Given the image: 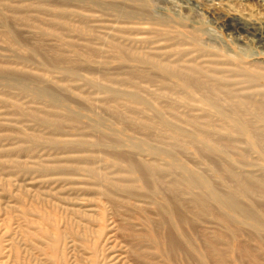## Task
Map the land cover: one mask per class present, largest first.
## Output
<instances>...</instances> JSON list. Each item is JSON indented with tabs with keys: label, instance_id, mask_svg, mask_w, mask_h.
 Returning <instances> with one entry per match:
<instances>
[{
	"label": "bare ground",
	"instance_id": "obj_1",
	"mask_svg": "<svg viewBox=\"0 0 264 264\" xmlns=\"http://www.w3.org/2000/svg\"><path fill=\"white\" fill-rule=\"evenodd\" d=\"M75 1L88 2L87 5L93 7L90 9L92 12L95 6L101 4L102 9L112 11L115 18L93 19L96 23L94 24L90 19L96 16L94 13L67 9L63 4L53 7L37 3L14 5L0 0V9L3 8L0 11V40L22 52V46L19 45L21 36L8 22L6 10L28 6L56 10L48 25L37 24L41 27V34H50L55 38L58 47H62L54 50L53 61L51 60L53 64H58L56 70L54 69L61 76L58 80L76 79L79 76L74 65H65L66 59L79 65H97L99 69V66H105L108 57L113 58L121 66L124 76H127L126 80L133 81L135 89H120L106 84V81L95 82L90 76L83 77L85 82L101 85L107 93L106 98L117 107L122 106L120 103L124 101L126 106L131 105L133 108H152L156 121L149 124H156L157 128L167 134L170 142L162 145L150 143L145 138L132 139L126 144L127 151L105 154L101 157L102 164L98 166L88 162L80 167L88 179L93 180L91 184L94 187L83 184L70 186L69 183H78V179L59 174L64 169H78V166L65 164L64 161H68L71 156L53 159L38 156V159L32 160L34 155H30L29 160H20L17 152H33L40 144L78 149L83 147V143L84 146L102 145L117 151L120 144L105 139L98 141L63 136L61 131L44 135L30 126H18V122H11L8 118L7 122H0L1 127L15 130L13 138L20 134V141L23 142V145L17 147L1 148L0 153L6 154L8 158L1 161L0 165L4 169L10 168L8 170L13 168L14 172L25 171L26 176L32 174L30 171L38 173L37 176L5 179L6 185H13H10L13 191L9 189L11 194L2 196L6 187L0 186V211L5 210L7 213L8 210H16L19 200L30 203L35 197L52 205L48 212L29 204L21 212V218L25 219L23 225L16 222L13 227L10 224V215L2 218L0 264H133L130 259L141 264H174L172 252L166 245L169 237L157 233L155 229L156 223L164 219L176 228L187 248L191 247V242L185 240L181 223L187 224L194 232L199 227H204L201 222L207 223L204 229L201 228L203 239L236 241L229 249L233 254L230 257L227 256L229 250H218L211 240H207L209 244L206 250L201 246L194 248L201 255L212 250L220 264H227L228 258L236 261L235 255L239 252L248 256L251 264H264V242L261 238H254V249L242 243L246 231L264 233V212L256 204L264 201V181L254 175H241L237 172L233 168L236 158L227 152L228 149L219 139L213 137L242 136L246 147L257 152L264 165V56L251 50L248 53L245 51L247 48L241 49L239 45L230 47L222 38L220 40L210 33L204 38V31L199 28L204 26L190 25L191 28H187L184 20L185 24L192 22L187 23L186 17L182 21V15L174 19L168 17L169 14L153 15L147 9V0ZM181 1L187 4L189 2ZM195 4L199 6V3ZM219 15L225 29L243 31V36L250 34L264 42V19L255 22L237 17L229 11L225 15ZM30 19L28 16L20 18L25 23H29ZM171 21L175 24H170ZM72 31L85 35L86 38L80 35L72 38L68 35ZM241 40L243 41L242 38ZM27 53L43 62L45 60L40 47L30 45ZM41 61L39 63L42 67L35 71L0 63V83L4 88L15 89L18 94L30 96L31 102H42V105H24L23 102L16 101L13 110L5 114L25 115L35 125L48 129L58 130L65 124H76L79 120L77 111L71 109L70 105L60 111L59 104L63 105L61 103L65 99L52 89L38 82L6 78L4 70L11 73L24 71L28 75H51L52 70L47 69V65L44 66ZM154 81L158 83L152 88ZM53 82L56 83V80ZM60 83L58 82L59 85ZM66 86L63 88L68 91L72 88L69 83ZM84 97L89 100L88 96ZM107 106L116 107L109 103ZM99 120L100 116L97 121ZM126 120L143 126L148 123L138 117ZM53 123H56L55 126ZM180 123L191 127L185 129ZM28 140L30 145L25 143ZM183 145L192 146L196 151L204 150L226 157L227 163L222 165L221 170L210 166L212 174L217 173L216 180L225 188L224 191L218 189L209 176L188 168L185 162L174 156L172 149ZM231 146L237 152L238 158H246L243 148L239 149L234 144H230L228 148ZM10 152H16L11 153L14 158L9 159ZM123 153L128 154L125 160L120 158ZM114 171L116 174L112 175ZM19 185H22V189L16 190ZM57 187L59 189L54 190ZM90 190L99 197L95 199L97 202L94 199L93 202L88 201L87 206L66 201L65 203L71 205L66 207L52 202L53 197L65 200L61 196L69 191L82 194ZM252 197L256 202L251 200ZM59 210L62 214L58 215ZM124 229L131 238L128 240V247L118 246V233ZM18 233L23 238L18 239ZM72 235L81 237L83 241L81 239V242H77ZM138 239L142 242H138ZM172 242L175 243L174 240ZM76 247L83 252L79 255L71 253Z\"/></svg>",
	"mask_w": 264,
	"mask_h": 264
},
{
	"label": "rangeland",
	"instance_id": "obj_2",
	"mask_svg": "<svg viewBox=\"0 0 264 264\" xmlns=\"http://www.w3.org/2000/svg\"><path fill=\"white\" fill-rule=\"evenodd\" d=\"M3 1L7 3L10 2L9 4H14V5H20V4H26V3H32V4L37 3L39 5H44V6L46 5V7H53V6H57L58 4L60 5L63 4L67 9H76L79 11H83L82 13H88V14L94 13L96 16H92L94 18L90 17V19L92 20V23L94 22L93 19L96 20V19L105 18V19L110 20V19L115 18L112 11H107L105 9H102L101 4H98V6H95L94 11L92 12L90 11V9L93 7L92 6L90 7V5L88 6L87 5L88 2L79 3L75 0H72V1L71 0L70 1L69 0L67 1H63V0H3ZM99 1H102V0H99ZM147 1H148L147 9H149V12L151 14L154 13L153 15L156 14V16L158 15L164 16L166 14L167 15L169 14L168 17L172 19L176 18L178 15L179 17L182 15L181 16L182 21L186 17L187 23L189 21L194 23L193 24L194 26H192V23L190 22L188 24H185V20H184L183 23L185 27L191 28V27H199L201 25L204 26V27H199V28H202V30L204 31V34H202L204 38L206 37V34L210 33V35L219 37L220 40L222 38L223 41H225L226 44L230 47H233V46L238 47L239 45L241 49H243L242 47H244V50L247 48L245 51L248 53H250L251 51H254V52H259L260 54L257 53L258 55L264 56V49H263L264 42L258 41V38L256 39V37L250 34H246L244 35L245 36L244 37L243 34L245 33L243 31H233V30L231 31V30H228L227 28L225 29L221 24V17L219 15L220 13H223L225 15L226 12L229 11V13L231 12L237 17L247 18L255 22H260V21H263L264 19V0H193L192 1L193 3H190V0H189L188 4L182 2L181 0L180 1L184 4H182L179 0H147ZM195 3H199V6L196 5ZM193 6H194V9H193ZM197 6L199 7V9H196L198 8ZM2 9L3 8H1L0 11ZM47 9H40V7L28 6V8H19L16 10H6V11L3 10L6 13H8L7 14L9 16L8 22L10 23L11 27L15 30L17 34L21 36L19 45L22 46V52L19 51L18 49L8 46L4 41L0 40V63L2 62L12 67L14 66L15 67H20V66L26 67L32 71L33 70L35 71L36 68L42 67L41 63H39L41 60L39 58H35V57H32L31 55H28L27 48L30 45L42 48L44 52L43 57L45 60L44 62L43 61L41 62L42 64H44V66L47 65L46 66L47 69L52 70L50 71L51 75L49 74L47 75H43V74L28 75V74H24L23 73L24 71L11 73L8 70H4V72L6 73V78H18V79H23L26 82H30V81L38 82L39 84L52 89L59 96H62L65 99V101L61 103L63 105L59 104V110L62 111L61 109L66 108L65 107L66 105H70L71 109L77 111L79 115V120L76 124H71V125L65 124L64 126H61L60 129L56 130V129L44 128L41 125H35L34 122L31 121V119L25 115H20V114L6 115L5 112H11L13 110L14 103L16 101L23 102L24 105H27V104L28 105H34V104L42 105V102L41 101L31 102L30 96L25 95V94H20V93L18 94L17 90L15 89H6L0 83V122L1 123L7 122L6 119L8 118L11 120V122H15V123L18 122L17 123L18 126H21V127L30 126L35 131H40L44 135H48L49 133H52V132L56 133V132L61 131L63 133V136L83 138L87 140H98V141L105 139V140L113 141L117 144H120V146H118L117 151L115 149L107 148L102 145L84 146L85 143H83L84 144L83 147H80L78 149L76 148L63 149L58 146L50 147L46 144L45 145L40 144L37 147H35L33 152H30L31 154L23 150L17 152L20 155L19 157L20 160H29L28 158L30 155H34L33 159L30 158L32 160L38 159V156L44 159H47V158L53 159L56 157L61 158L64 156H71L70 158H68L69 159L68 161H64L66 162L65 164L68 163L71 165L78 166V169H64V170H61L62 173H60L59 175L78 179L79 184L77 182L72 183L73 185L69 183L68 185L70 186H76V185L83 184L86 186L89 185V187H94L91 184L93 183V180L88 179V176L85 175V172L81 170L80 167L85 166V164H87L88 162L93 163L94 166H98L102 164L103 159H101V157H103L105 154H114L115 152H119L121 150L127 151L126 144L128 141L132 139L145 138L150 143H154V144L158 143V144L165 145L167 142H170V138L167 136V134L163 133V131L159 127L157 128L156 124H149L151 122L156 121L155 120L156 117L152 115V108L150 110L142 109V108L140 109L133 108V107H130L131 105L126 106L125 105L126 103L124 101L120 103L122 104V106L119 105L117 107L114 104V102H111L109 98H106L107 93L105 92V90H103V87L101 85H97V83L96 85L89 84V83L87 84L85 82L86 80L83 77L90 76L95 79L94 80L95 82L100 81L101 83V82L106 81V84H110L111 86H116L120 89H129V90L135 89L133 81L129 82L126 80L127 76H124L125 74L121 70V66L117 65V62L114 61L113 58L108 57L106 59V61L108 62L105 64V66H99V69L97 68V65L92 66V67L81 65V64L79 65V64H76L73 60L70 62L69 59H66L65 65H69V64L72 66L74 65L73 67L76 68V70L79 73V76L76 79H64L63 81L58 80V79H61L59 78L61 76H59V74L55 71L56 70L55 67L57 68L56 65L58 64H55V63L53 64L51 60L53 61L54 50L58 48L60 49L62 47L60 46L58 47V44H56L55 38L51 36L50 34L48 35L41 34L40 32L41 27L39 26V24L48 25L49 19L53 17L52 14L55 13L56 11L53 9H49L50 10L49 11ZM210 9H211V12H210ZM216 11L217 13H215ZM170 14H173L174 16L172 17ZM22 16L30 17L31 21H29V23H25L23 20H20ZM217 16H218V19H217ZM31 22H33L34 24ZM195 22L197 23V25L195 24ZM199 22H202V24ZM173 23L175 24L174 21H171L170 24H173ZM94 24L96 23L94 22ZM1 29L2 27H0V30ZM233 33L235 34L233 35ZM68 35L72 36V38H78L80 34L76 31H72V32H69ZM235 35L236 37L237 36L239 37V40L236 39ZM240 36L243 39V41L242 40L240 41L241 39ZM80 37L86 38L85 35H80ZM233 41L236 43H233ZM68 50H70V48H68ZM18 55H21V56H18ZM62 65H64V63ZM52 77H54L55 79H52ZM53 80H56V83L53 82ZM58 82H61L60 83L61 85H59ZM65 82L69 83L70 87H72L70 88L69 91L64 89L65 87H67ZM157 83H158L157 81L152 82V88L155 87ZM79 92H81L82 94H80ZM84 96H88L89 100L85 99ZM108 103L116 107L110 108L107 106ZM179 109L181 110L182 108L180 107ZM2 111L4 113H1ZM120 112L124 114V117L120 115L121 114ZM18 113H21V112H18ZM98 116H100L101 118V120L99 121H97ZM132 117H138L141 120L146 121L148 123L143 126L141 124L139 125V123L138 124L131 123V122H128V120H126V118H132ZM55 124L56 123H53L52 125L55 126ZM180 124L184 125L185 127L184 126L182 127L185 129L186 128L188 129L191 127L183 123H180ZM30 131H33V130H30ZM13 134H15V130L10 129V128L8 129V127L6 126H2V127L0 126V136H3L2 138H4L2 140V138L0 137L1 138L0 139V149L1 148L7 149V148H12V147H17L19 145H23V142L20 141V138H19L20 134H17L16 138H13L14 137ZM213 137H215L216 139H219L220 143L222 145H225V147L228 149L227 152L236 158V164L235 166H233V168L237 172H239L241 175H246V174L254 175L255 177H258L259 179L264 181V165L262 164V157L254 150L246 147V145L243 143L244 139L242 136H213ZM25 143L27 145L31 144L30 140L25 141ZM230 144L236 145L237 147H239V149L243 148L242 152L246 155V158L245 159L238 158L237 152L234 149H232V146L228 148ZM172 150H173L174 156L182 160L183 162H185L188 168L197 170L209 176L212 179V181H214V184L218 189L223 190V191L225 190V188L221 184H219L218 181L216 180L217 173L212 174V172L210 171V166H214V168H216L217 170H221L222 165H224V163H227L225 160L226 157L224 155L221 156L216 153H208L206 151L204 152V150L196 151L194 147L189 146V145H183L181 147H177ZM11 153L15 154L16 152H10V154ZM36 154H37V157H36ZM83 155L85 156L79 157ZM127 156L128 154L123 153L122 155H120V158L125 160V157ZM7 158L8 156H6V154L0 153V162L6 160ZM11 158H14V155L11 154V156H9V159ZM117 164L120 167L122 166L121 163H117ZM8 169L10 168L5 167L4 169V167L0 165V184H1L0 186L2 187L3 185L2 188H5V187L7 188V189L6 188L4 189L5 192L2 191V193L4 192L2 196H7V195L9 196L11 194V191H13L12 190L13 188L10 186L12 184H9V186L6 185L4 183L5 179H9V178L14 179L16 176L31 177L34 175L36 176L38 175L37 172L30 171L32 172V174L30 175L28 174L26 176L24 174L25 171L14 172V170H12L13 168L11 170H8ZM110 169L113 171L112 168ZM115 174L116 172L114 171L112 175H115ZM21 186L19 185V187ZM19 187L17 186L16 190L22 189V187L20 189ZM9 189H11V191H8ZM56 189H59V188L57 187L54 190ZM61 197H64L66 199L62 200V199H59V198L57 199L53 197L52 202L62 204L63 206H66V207L71 206L65 203L66 201L71 202V203L78 202L81 204V205L79 204L80 206H87L86 203L88 201L93 202V199L94 200L97 199L99 195L92 190H90V192L88 193H82V194H79L78 192L76 193V192L69 191L68 193H66V195L63 194ZM38 198L35 197L34 200L30 201V203L29 201L23 202L19 200V203L17 205L15 204L16 210H12V211L8 210L9 212L7 211V213H5V210L2 212L0 211V214H1L0 215V225H1V221L3 220L2 218H4L6 215L8 216L10 215V218H11L10 224L13 227L16 226V222H19L20 225H23L25 219L24 217L21 218V215H22L21 212L22 210H25L29 204H33L34 206L36 205L38 208H41V210L43 211L44 210L48 212L51 211L52 205L46 202L45 200H41ZM4 200L6 199H2V201ZM251 200L256 202V199L254 197H252ZM95 201L97 202L98 200H95ZM95 201L94 203H96ZM82 202H85V203L82 204ZM256 204L259 210L264 212V201H258L256 202ZM4 206L5 204L3 205V207ZM59 211L60 212H58V215L61 213V210ZM71 216L74 217L75 215L71 214ZM202 223L203 222H201V226L204 225V227L203 228L201 227V228L204 229L207 226L206 225L207 223L205 224H202ZM181 226L185 233V237H184L185 240L188 242H191L190 243L191 247L189 248H187L186 244L182 242V238L179 235V233H177L176 228L170 225L165 219L162 220L161 222H157L155 226L157 233L162 234L166 237H169L166 245L167 247L170 248L172 252V258H173L174 264H220L218 260L215 259L214 255L212 254L214 253L212 250H208V252L205 251L204 253L205 255L204 254L201 255L200 253L196 251V249L199 248V246H201L202 249L206 250L209 244L207 240L213 241V238L203 239L202 229L200 227L198 228L196 232H194L192 229H190L187 226V224L181 223ZM75 230L76 228L74 227V231ZM221 230L223 231L224 229H221ZM255 232L256 233H254V231H249V232L246 231L244 234L245 239L242 240V243L250 247L251 249H254L255 247L254 240L255 239L257 240V237H259V239L261 238L262 241L264 242V233L260 234L257 231ZM17 235H19L17 236L18 239H21L22 236L19 233ZM75 239L77 242H81L80 240L82 238L75 237ZM129 239L131 238H129L126 235L125 229L122 230V232L120 231L117 236L118 246L121 245L122 247L124 246L128 247ZM172 240H174L175 243H173ZM138 242L141 243L142 240L140 241V239H138ZM213 242L215 244V247L218 248V250L219 249L229 250L236 243V241L234 242L233 239L231 241L226 240V239H221L217 241L216 239H214ZM74 250L75 251L71 250L70 252L71 253L74 252L77 255L83 252L82 250H80L79 247H76ZM86 250L89 251V249H86ZM230 254L231 256H233L232 252H230L229 250L227 252V256L230 257ZM235 257H236V261H232L230 258H228L226 260L227 264H251V262L248 259V256H246L243 252L237 253ZM78 261H80L79 258H78ZM129 261L130 263H133V264H141L139 262L136 263V261L132 259H130ZM120 264H125V263L120 262Z\"/></svg>",
	"mask_w": 264,
	"mask_h": 264
}]
</instances>
